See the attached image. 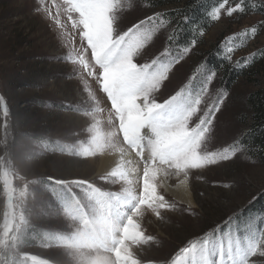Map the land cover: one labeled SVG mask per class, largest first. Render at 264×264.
<instances>
[{
	"label": "rangeland",
	"instance_id": "374dc122",
	"mask_svg": "<svg viewBox=\"0 0 264 264\" xmlns=\"http://www.w3.org/2000/svg\"><path fill=\"white\" fill-rule=\"evenodd\" d=\"M238 4L244 11L229 15ZM119 5L114 36L165 14L133 61L155 60L168 71L139 97L133 82L102 81L66 0H0V264H264V206L251 214L264 198V156L240 143L252 121L247 98L264 89V76L239 75L228 89L221 83L227 67L264 71V0H207L206 28L177 51L169 48L174 5ZM253 26H260L255 37ZM208 50L219 68L201 104L197 111L191 102L177 107L178 92L196 96L205 87L208 75L202 82L198 75ZM217 97L223 103L205 135L199 121ZM140 100L147 110L157 107L139 144L127 119L141 115ZM112 145L137 155L135 181L96 173L93 161ZM225 147L234 155L214 162V151ZM161 172L171 185L187 179L195 205L169 196ZM134 213L140 223L130 220Z\"/></svg>",
	"mask_w": 264,
	"mask_h": 264
},
{
	"label": "snow or ice",
	"instance_id": "6c2138e0",
	"mask_svg": "<svg viewBox=\"0 0 264 264\" xmlns=\"http://www.w3.org/2000/svg\"><path fill=\"white\" fill-rule=\"evenodd\" d=\"M119 0H66L65 11L69 14V19L72 21L73 27H81L82 31L80 35L87 41L88 47L91 49V53L99 67L101 68L102 81H111L115 86L125 81L133 82L135 87L131 90L132 96L139 97V93L146 84L154 83L160 79H165V75L168 71V66H156L154 60L152 64L138 65L133 61V57L137 54L138 50L144 46V43L152 37V33L159 26L153 22L164 16V13H156L153 16H149L144 21H140L139 24L128 29L121 35L114 36L115 28L114 21L116 18V11L119 7ZM244 11L241 5H237L235 9H229V15L233 11ZM78 14V18H73L71 13ZM218 9H214L210 15L212 19L218 17ZM188 21L189 18L185 16L183 18ZM166 21H161L165 23ZM59 23V20H57ZM149 24L151 27L142 28L144 24ZM260 26H253L250 28V35L255 37L259 33ZM249 32L243 33L245 39L248 38ZM238 37L233 35L232 40H236ZM235 51V48L229 49V52ZM184 52H188V48L185 47ZM264 55V53H260ZM256 53H253L250 57L242 58L244 61L253 60L256 57ZM70 60V57H68ZM222 59H228V57H222ZM241 61L236 62V66H239ZM211 73L207 77L205 87L196 96L182 95L178 92L174 97L180 105L191 102L197 106L201 104V95L207 91V84L211 83L215 70L209 68ZM227 91L222 92V96H227ZM218 103L213 104L207 111L204 112V116L200 119V129L206 135L209 133V126L213 123V117L216 112L220 110V106L223 103L221 97H217ZM156 104H152L151 108H156ZM164 115L161 114L160 122L164 123ZM234 153H230V150L225 147L221 151H214V162L228 160Z\"/></svg>",
	"mask_w": 264,
	"mask_h": 264
},
{
	"label": "trees",
	"instance_id": "16d2710c",
	"mask_svg": "<svg viewBox=\"0 0 264 264\" xmlns=\"http://www.w3.org/2000/svg\"><path fill=\"white\" fill-rule=\"evenodd\" d=\"M150 1L154 7H160L163 5H174V11H177L176 14H173V18L175 19L176 28L175 32L172 35L170 43V47L172 50H178L180 47L187 45L190 42V39L194 38L197 34V30L201 27L206 28V17L204 11L206 10L207 0H147ZM209 1V0H208ZM187 16L189 18L188 21H185L183 18ZM251 66L249 71H245V73H237L233 67H227L221 74V83L228 89L236 80L239 75L248 76L252 73L262 74L264 76V71L259 70L260 67ZM218 69L219 61L216 60V56L213 52L207 51L203 61L202 67L199 70L200 74L198 78H200V82H202L207 75H209L208 69ZM198 72V73H199ZM262 72V73H259ZM197 75V74H196ZM203 78V79H202ZM198 90L202 87L198 81ZM249 101V111L251 112V127L245 133V136L242 137L240 143L243 145L247 143L260 149L261 155L264 156V89H258L254 93L250 94L247 98ZM264 198L258 201V208H253L251 214H257L258 210H261V207L264 206ZM257 223L260 226V221H262L261 213L257 215ZM234 224V223H233ZM227 231V230H224ZM220 232V231H218ZM212 236V239L216 242H225L221 236ZM223 240V241H222ZM202 245V244H201ZM201 249V246L198 247V250ZM197 251V248H193V251Z\"/></svg>",
	"mask_w": 264,
	"mask_h": 264
},
{
	"label": "bare ground",
	"instance_id": "6f19581e",
	"mask_svg": "<svg viewBox=\"0 0 264 264\" xmlns=\"http://www.w3.org/2000/svg\"><path fill=\"white\" fill-rule=\"evenodd\" d=\"M140 103L143 107L141 115L132 121L127 119L128 124L134 130L133 132L136 135V139H138L139 144L142 142V140H145L143 139V136L145 134H149L148 124L150 113V109L147 110L145 103L142 100H140ZM167 144L169 143L166 142V145ZM112 146L113 147L106 150V153L98 156L96 163L93 161L94 167L95 164H98L96 173L109 176H121L122 178H128L135 181V179H137L140 174L139 171H136L137 167L140 166L139 161L135 159L137 155L131 153L128 149H125L124 146ZM149 179V183L151 184L152 179ZM171 179V177L165 176L163 172L160 173L159 184L162 185L166 193L183 204L188 206L195 205L190 182L187 181V179H181L176 183V185H171ZM175 180L176 179H174V181ZM133 183H131V185H133ZM130 220L138 223L141 221L137 213L132 214Z\"/></svg>",
	"mask_w": 264,
	"mask_h": 264
}]
</instances>
